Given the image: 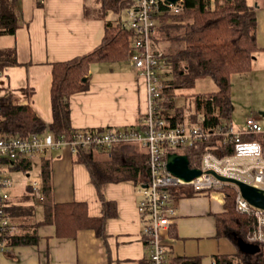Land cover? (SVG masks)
<instances>
[{
	"label": "crops",
	"instance_id": "0c3cea01",
	"mask_svg": "<svg viewBox=\"0 0 264 264\" xmlns=\"http://www.w3.org/2000/svg\"><path fill=\"white\" fill-rule=\"evenodd\" d=\"M14 2L19 25L14 34H0V49H17V62L0 71V95L12 94L15 101L28 106L48 126L53 120V63L93 50L102 42L106 22L116 24L120 16L108 17L102 11L100 0ZM154 41L152 39L153 48L157 45ZM89 79V89L70 96L74 128L139 125L148 108L147 84L129 59L92 63ZM252 114L264 119V111H253L249 116ZM74 153L71 146L64 145L29 157L31 168L23 172L29 176L34 166L41 170L42 181L34 180L40 183L41 194L33 191V180L26 182L21 192L16 191L14 181L10 189L11 204H33L34 220H44L41 186L43 170L47 169L51 213L55 202L84 201L91 216H100L103 206L91 182V172L84 163L75 161ZM137 187L131 179L108 182L104 186L106 199L115 203L117 211L106 222L105 237L97 235L92 228L80 229L75 237H58L53 221L43 223L37 228L38 242L9 246L2 264H148L149 246L138 207ZM31 192L35 195L34 201L28 198ZM222 194L221 191L195 193L190 186L174 190L172 202L178 216L169 232L168 264L181 257L194 256L200 264H219L217 256L222 254L234 256L243 251L255 256L262 251L258 243L218 234L216 216L226 210V196ZM10 217L15 222L14 231L18 230L17 221Z\"/></svg>",
	"mask_w": 264,
	"mask_h": 264
},
{
	"label": "trees",
	"instance_id": "16d2710c",
	"mask_svg": "<svg viewBox=\"0 0 264 264\" xmlns=\"http://www.w3.org/2000/svg\"><path fill=\"white\" fill-rule=\"evenodd\" d=\"M103 12L113 9L121 12L131 0H100ZM257 6L248 0H217L214 6L205 0H185L182 12L169 14L172 21L164 17L159 31L176 45L163 49L165 70L161 74V98L159 105L165 110V118L170 125L186 122L201 123L208 128H217L232 120L231 76L234 73H246L251 69L258 47L257 42ZM168 15V16H169ZM19 25L14 0H0V34H14ZM102 42L88 53L65 61L53 63L51 101L53 120L48 125L56 139L70 140L75 128L71 122L70 96L73 93L89 89L90 79L83 77L90 73L95 62H122L129 59L133 52L134 33L119 23L106 22ZM159 50L157 35L153 38ZM154 41V42H155ZM264 49V46H263ZM15 48L0 49V71L7 65L16 64ZM204 77L212 78L217 90L212 92H192L196 82ZM191 97L192 108L179 104L178 98ZM44 122L26 105L15 101L12 94L0 95V133L8 136L27 137L42 132ZM244 139H264L263 135H243ZM230 138L212 137L193 147L184 148L188 154L190 166L198 167L204 153L216 145L222 155L233 152ZM221 141V142H220ZM104 153L105 157H97ZM75 161L84 163L90 173L91 182L96 187L103 210L100 216L88 213V204L84 201L55 202L52 213L49 200L47 169L43 170L42 200L45 207L44 220H34V205L10 204L8 212L18 223V230L8 234L9 245L36 244L39 240L37 228L43 223L53 221L58 237H75L80 229L92 228L96 234L106 236V222L117 214L116 205L104 194L108 182L133 180L137 186L148 182L150 177L148 152L135 143H120L107 151L79 147L74 153ZM31 159L24 158L16 164L17 169L27 172L31 168ZM21 167V168H20ZM226 192L225 211L217 214L218 234L231 239L248 240V234L254 227V218L236 210V190L224 187ZM31 192L29 200L34 201ZM33 218L31 221L30 219ZM20 228V230H19ZM219 264H264L263 251L255 256L251 252H239L234 256H217ZM150 264V263H148ZM172 264H200L194 257H181Z\"/></svg>",
	"mask_w": 264,
	"mask_h": 264
},
{
	"label": "built area",
	"instance_id": "2783aa9c",
	"mask_svg": "<svg viewBox=\"0 0 264 264\" xmlns=\"http://www.w3.org/2000/svg\"><path fill=\"white\" fill-rule=\"evenodd\" d=\"M205 1L214 6L217 0ZM184 6L185 0H131L124 9L127 18L120 16L116 22L133 31L134 49L129 61L146 79L148 108L139 125L75 128L70 140L56 139L48 126L42 132L27 137L0 133V264L10 246L8 234L15 229V222L7 209L11 204L10 189L14 184L11 172L17 162L24 158L47 153L64 145L71 146L74 152L79 147L107 151L120 143L139 144L147 150L150 177L148 182L137 187V192L150 264H168L166 252L170 245L169 232L178 216L172 197L174 190L183 186L192 187L195 193L221 191L224 196V187H233L236 190V210L254 218V227L247 238L250 242L260 244L264 254V208L253 205L234 181L219 177L238 179L264 189V139L249 140L242 137L252 134L264 136V119L252 114L246 118L245 127L238 129L232 123H225L216 129L196 122L170 125L165 118V110L159 105L161 74L165 70L162 66L168 58L162 50H154L152 38L161 20L169 14L182 12ZM220 136L230 138L233 152L222 155L216 145L209 147L198 166L202 170L200 175L186 181L168 169V153L182 151L201 141ZM31 184L33 191L41 194L39 182L32 181Z\"/></svg>",
	"mask_w": 264,
	"mask_h": 264
},
{
	"label": "rangeland",
	"instance_id": "374dc122",
	"mask_svg": "<svg viewBox=\"0 0 264 264\" xmlns=\"http://www.w3.org/2000/svg\"><path fill=\"white\" fill-rule=\"evenodd\" d=\"M249 3L255 4L257 6V42L259 49L255 54V59L252 61L251 69L246 73H234L231 76V98H232V120L231 123L233 126L238 128H244L246 118L253 111H264V0H248ZM107 16L110 18H118L119 16L127 18V13L123 9L121 12H117L113 9H109ZM168 20L172 21L171 15L167 16ZM164 20V19H162ZM160 23L157 26V30L154 34L157 35V39L160 41L159 47L162 49H167L170 46L176 45L171 41L167 40L163 34L159 31ZM217 84L210 77H204L199 79L196 82V85L193 89H187V94L192 92H212L217 90ZM179 104H187L188 110L192 108L193 99L191 97H180L178 98ZM230 123V124H231ZM97 157H105L103 153H96ZM29 176H26L22 170H13L11 176L13 177L16 185V191H24V184L30 180H41V170L37 166H34L29 172ZM40 184V183H39ZM140 198V196H139ZM38 215L41 212V209L38 207Z\"/></svg>",
	"mask_w": 264,
	"mask_h": 264
},
{
	"label": "water",
	"instance_id": "95a60500",
	"mask_svg": "<svg viewBox=\"0 0 264 264\" xmlns=\"http://www.w3.org/2000/svg\"><path fill=\"white\" fill-rule=\"evenodd\" d=\"M176 1V0H169ZM89 75L83 77V81H87ZM167 167L176 176L183 178L186 181H190L196 176L202 173V170L198 167L190 166V159L188 154L174 151L168 153ZM226 181L235 182L241 188L243 195L255 206L264 208V189L256 187L254 185L245 183L241 180L219 176Z\"/></svg>",
	"mask_w": 264,
	"mask_h": 264
}]
</instances>
